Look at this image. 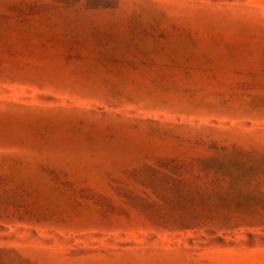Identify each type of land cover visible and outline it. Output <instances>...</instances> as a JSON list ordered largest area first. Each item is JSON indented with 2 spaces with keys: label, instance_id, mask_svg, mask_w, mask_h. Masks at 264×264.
Instances as JSON below:
<instances>
[{
  "label": "rangeland",
  "instance_id": "rangeland-1",
  "mask_svg": "<svg viewBox=\"0 0 264 264\" xmlns=\"http://www.w3.org/2000/svg\"><path fill=\"white\" fill-rule=\"evenodd\" d=\"M0 264H264V0H0Z\"/></svg>",
  "mask_w": 264,
  "mask_h": 264
}]
</instances>
